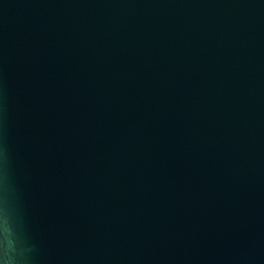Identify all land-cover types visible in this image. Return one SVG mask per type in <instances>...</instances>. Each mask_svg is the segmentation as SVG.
<instances>
[{
  "label": "water",
  "instance_id": "water-1",
  "mask_svg": "<svg viewBox=\"0 0 264 264\" xmlns=\"http://www.w3.org/2000/svg\"><path fill=\"white\" fill-rule=\"evenodd\" d=\"M0 264H264V0H0Z\"/></svg>",
  "mask_w": 264,
  "mask_h": 264
}]
</instances>
